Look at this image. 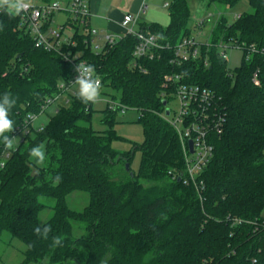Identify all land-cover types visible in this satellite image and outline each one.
<instances>
[{
	"label": "trees",
	"instance_id": "obj_1",
	"mask_svg": "<svg viewBox=\"0 0 264 264\" xmlns=\"http://www.w3.org/2000/svg\"><path fill=\"white\" fill-rule=\"evenodd\" d=\"M189 1H172L166 28L153 25L143 31L159 35L172 50L192 38L198 26L191 27ZM243 1L251 11L232 22L222 15L211 47L202 48L200 60L180 67L171 64L174 52L167 50L159 53L160 60L141 61L146 73L136 69L134 36L103 53L86 49L80 40L75 51L94 66L101 93L139 113L146 139L129 153L116 151L114 125L121 110L108 104L103 112L108 131L98 132L93 103L83 104L76 94L68 95V107H60L43 130L31 127L23 134L14 151L0 143V162L10 154L0 170V239L8 233L24 243L22 264H254L253 258L264 264L258 253L264 249V0H208V7L233 9ZM18 23L15 16L0 18V97L8 92L17 100L9 113L14 129L6 133L16 139L29 116H40L45 101L73 74L63 58L37 49L18 31ZM227 43L246 47L234 70L219 56V45ZM251 47L259 53L246 59ZM256 73L260 87L253 82ZM169 75L211 91L225 119L222 134L212 135L214 157L202 177L203 201L179 182L183 149L165 117L173 98L163 87ZM40 144L46 146V166L34 173L29 151ZM138 151L142 158L135 174L131 167ZM121 172L127 178L118 181ZM74 192L90 196L82 212L67 204ZM45 209L54 212L46 223L51 227L47 239L33 231L44 225L39 216ZM234 219L244 223L235 226ZM74 226L85 235L74 238ZM56 236L61 246H53Z\"/></svg>",
	"mask_w": 264,
	"mask_h": 264
},
{
	"label": "built area",
	"instance_id": "obj_2",
	"mask_svg": "<svg viewBox=\"0 0 264 264\" xmlns=\"http://www.w3.org/2000/svg\"><path fill=\"white\" fill-rule=\"evenodd\" d=\"M142 9L146 13L149 10V6L144 4ZM63 13L68 16L67 22L65 25H57L55 16ZM3 14L6 13L0 12V18ZM14 16L19 19L18 31L30 36L37 49L53 53L72 65V78L68 82H61L58 85V93L45 101L41 115L46 113L49 107L63 100L65 95L77 94L72 93L73 87L76 86L74 84L75 80L78 76L76 68L78 64L89 65L87 61L82 59L83 52L75 51L81 39L86 49L91 48L95 53H103L108 48L114 47L123 38L134 36L138 40V45L134 52L133 66L144 73L146 71L142 68L141 61L160 60L161 56L159 53L172 50L170 46H165L160 42L161 37L157 34L143 30L135 32L132 25H135L137 20L133 15H126L124 17L122 27L126 34L123 36L103 34L92 28L90 25L89 0H70L67 6L61 5L59 2L44 5H37L31 2L27 10ZM239 18L240 15L236 16L235 20ZM214 19L215 16L213 14H209L202 19H197L198 29H204L208 22ZM209 40L200 42L193 38L185 39L172 50L174 56L171 58V64L180 67L186 63L200 60L202 48L204 46L211 47ZM245 48L244 46H236L229 43L221 44L218 47L219 56L227 62L228 51L237 50L244 54L246 52ZM258 53L259 51L255 47H251L248 50L246 59ZM253 82L257 87H260L258 73L254 75ZM163 87L166 90L172 91L171 96L175 97L179 104V110L175 115H172V111L169 109L170 116L167 117L165 115L170 125L176 131L183 149L184 171L181 173L179 180L184 185L194 188L203 201V193L206 186L202 177L214 157L212 135L220 136L222 134L225 119L219 110L218 100L211 91L199 86L186 85L182 83L181 76L177 75L165 77ZM109 104L114 109L121 110L122 114L130 110L119 102H111ZM38 117L36 115L29 116L23 128L18 131V136L28 134L30 128L33 127V122ZM189 142L193 143L192 150ZM9 157V153L3 155L0 162V170L5 168ZM169 176L173 180L177 177L172 172L169 173ZM230 219L228 218V220ZM233 223L237 226L244 222L234 219ZM255 226L256 231H258L260 225L256 223ZM258 253L264 255V249H260ZM252 261L254 264L258 263V259L256 258H253Z\"/></svg>",
	"mask_w": 264,
	"mask_h": 264
},
{
	"label": "rangeland",
	"instance_id": "obj_3",
	"mask_svg": "<svg viewBox=\"0 0 264 264\" xmlns=\"http://www.w3.org/2000/svg\"><path fill=\"white\" fill-rule=\"evenodd\" d=\"M157 7L158 12H161L163 16V23L159 24V27L166 28L165 25H169L170 19L168 17L169 8L164 9V4L168 3L170 6L173 0H154ZM31 2L40 4L41 0H32ZM149 4L153 9V5L149 1ZM190 10L192 13V24L191 27H197V19H202L209 14H213L215 16L214 20H210L207 26L199 30L196 28L195 32L192 35V38L198 40L200 42H206L210 39L212 30L215 25L218 23V20L222 15L226 16L231 22L236 19V16L242 15L243 13H248L251 11L250 6L246 1L239 3L233 9H224L222 6L214 4L208 7V0H190L189 1ZM156 10V11H157ZM165 19V21H164ZM169 21V23H168ZM58 25V24H57ZM98 31V30H97ZM100 32V31H99ZM244 54L241 51L230 50L228 51V60L227 66L230 70H234L240 67ZM78 92V85L74 86L72 89V93ZM68 96L65 95L63 100L59 101V103L52 105L48 108L46 113L40 115L33 122V129H43L45 126L49 124V122L56 116L57 111L60 107H68L67 104ZM111 103V99L108 96H105L101 93L99 100L96 103H93V110L95 111L93 117V128L98 132L108 131V127L103 125L104 115L103 112L107 109L108 104ZM172 111V115L179 110V104L177 99L174 97L170 99L167 110ZM139 113L134 110H129L125 114L121 112L118 114L116 118V122L114 125V131L116 138L113 141V148L124 154L133 151L135 145H143L145 142V133L142 125L138 123ZM23 137L19 136L14 145L19 144L22 141ZM45 146V145H44ZM46 153V146H45ZM142 154L140 151L136 152L133 163H132V172L138 173V169L140 166ZM33 172L36 173L40 169L45 168L46 161L43 165H39L35 162L34 159L31 158ZM123 169V168H122ZM121 176H116V180L120 181L121 179L127 178L126 173L121 172ZM131 173V175H133ZM44 201V200H43ZM46 203H51L47 202ZM90 203V196L85 192H74L67 198V204L70 209L76 212L84 211ZM54 215V212L51 209H45L41 212L39 216V221L41 224H46L49 222ZM85 235V232L79 229V226H74V238H81ZM26 246L24 243L17 239H12V237L8 233H4L2 238L0 239V264H22L25 259ZM44 264H47L44 263ZM82 264V263H78Z\"/></svg>",
	"mask_w": 264,
	"mask_h": 264
},
{
	"label": "clouds",
	"instance_id": "obj_4",
	"mask_svg": "<svg viewBox=\"0 0 264 264\" xmlns=\"http://www.w3.org/2000/svg\"><path fill=\"white\" fill-rule=\"evenodd\" d=\"M31 0H0V12L6 13L8 16L19 15L22 11L30 7ZM3 25L0 24V31L3 30ZM76 71L78 76L75 80L78 85L77 97L83 104L96 103L101 95L102 82L96 76L95 68L92 65L78 64ZM16 98L10 93L5 92L0 97V143L6 149L15 150L14 139L6 133H10L14 129V122L9 118L10 110L16 105ZM65 131H68L67 129ZM30 158L34 159L39 165H43L46 161L45 146L43 144L34 146L29 151ZM60 175H56L55 181L60 182ZM34 234L43 239H47L51 232L49 225H37L34 229ZM53 246H61L62 240L59 236L52 238ZM32 245H28L30 249Z\"/></svg>",
	"mask_w": 264,
	"mask_h": 264
},
{
	"label": "crops",
	"instance_id": "obj_5",
	"mask_svg": "<svg viewBox=\"0 0 264 264\" xmlns=\"http://www.w3.org/2000/svg\"><path fill=\"white\" fill-rule=\"evenodd\" d=\"M149 1L155 9L152 10ZM41 2L36 4L44 5L59 2L61 5L67 6L70 0H41ZM144 4L149 6V10L146 13L142 9ZM167 5L168 7H166ZM157 7L154 0H89L90 25L103 34L123 36L126 34L122 27L124 17L133 15L137 22L132 25V28L135 32H139L153 25L165 24L163 23V16L161 12H158ZM167 8H169V4L165 3L164 9ZM67 19L68 16L64 13L55 16V21L60 26L65 25ZM167 26L168 24L165 25V27Z\"/></svg>",
	"mask_w": 264,
	"mask_h": 264
},
{
	"label": "water",
	"instance_id": "obj_6",
	"mask_svg": "<svg viewBox=\"0 0 264 264\" xmlns=\"http://www.w3.org/2000/svg\"><path fill=\"white\" fill-rule=\"evenodd\" d=\"M164 105H165V107H166V106H167V103L165 102ZM166 116H167V117L170 116V111H169V110L166 111ZM189 144H190V148H191V150H192V149H193V143H192V142H189ZM126 169H127V171L130 170L129 165L126 166ZM179 182H181V180H179Z\"/></svg>",
	"mask_w": 264,
	"mask_h": 264
}]
</instances>
